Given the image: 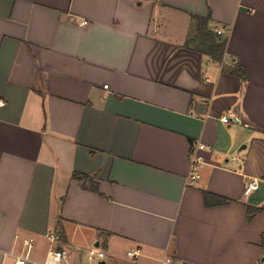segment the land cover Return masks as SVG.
I'll use <instances>...</instances> for the list:
<instances>
[{
	"label": "crops",
	"instance_id": "obj_1",
	"mask_svg": "<svg viewBox=\"0 0 264 264\" xmlns=\"http://www.w3.org/2000/svg\"><path fill=\"white\" fill-rule=\"evenodd\" d=\"M0 100V264H264V0H0Z\"/></svg>",
	"mask_w": 264,
	"mask_h": 264
},
{
	"label": "built area",
	"instance_id": "obj_2",
	"mask_svg": "<svg viewBox=\"0 0 264 264\" xmlns=\"http://www.w3.org/2000/svg\"><path fill=\"white\" fill-rule=\"evenodd\" d=\"M215 33L217 35H222L223 28L216 27ZM4 101L0 100V105H3ZM222 121L229 122L230 118L226 115L222 117ZM204 148L202 143L197 144L196 146L192 147V151L190 153V161H191V170H190V179H196L200 177L199 173V166L203 162V157L199 154L198 150ZM259 180L256 178H252L249 180L245 193L248 194L252 190L258 188ZM60 233L55 231H49L45 233V237L51 242L54 243L56 240L60 238ZM23 243V250L21 253H18L16 256V260L14 264H26L30 260L31 251L36 243L34 237L24 238L22 240ZM139 250H131L128 252V256L137 258L140 256ZM69 257V254L64 249H55L52 246L50 247L49 251L47 252L44 264H60L63 259ZM88 257L91 261H100L106 257V254L103 250L99 247L93 246L88 250ZM172 259L170 257L164 258L162 260V264H170Z\"/></svg>",
	"mask_w": 264,
	"mask_h": 264
},
{
	"label": "trees",
	"instance_id": "obj_3",
	"mask_svg": "<svg viewBox=\"0 0 264 264\" xmlns=\"http://www.w3.org/2000/svg\"><path fill=\"white\" fill-rule=\"evenodd\" d=\"M196 17L199 20V24H200L199 25L200 37L206 43V53H208L214 60L219 62L222 61L227 40L225 38H221L220 35H217L214 30L208 27V21L210 19V15H208L207 17H200V16H196ZM231 72L242 78L243 81L247 80L248 78V74L245 68L242 67L241 65H237L236 67H234ZM73 176L80 180L83 179L91 180L93 177H95V175H88L78 172H75ZM94 186H95L94 188L97 189V185ZM204 197H205L206 205L208 206L219 205L228 202V199H226L225 197L207 191L204 192ZM258 210L259 208L249 207L248 220H250ZM262 244L264 245V235L262 237Z\"/></svg>",
	"mask_w": 264,
	"mask_h": 264
},
{
	"label": "rangeland",
	"instance_id": "obj_4",
	"mask_svg": "<svg viewBox=\"0 0 264 264\" xmlns=\"http://www.w3.org/2000/svg\"><path fill=\"white\" fill-rule=\"evenodd\" d=\"M88 256V255H87Z\"/></svg>",
	"mask_w": 264,
	"mask_h": 264
}]
</instances>
